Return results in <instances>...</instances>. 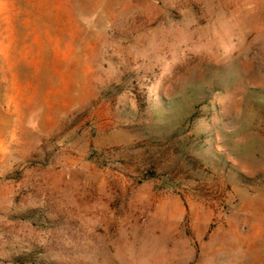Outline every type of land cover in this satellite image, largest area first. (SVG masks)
I'll list each match as a JSON object with an SVG mask.
<instances>
[{
	"label": "rangeland",
	"instance_id": "rangeland-1",
	"mask_svg": "<svg viewBox=\"0 0 264 264\" xmlns=\"http://www.w3.org/2000/svg\"><path fill=\"white\" fill-rule=\"evenodd\" d=\"M0 264H264V0H0Z\"/></svg>",
	"mask_w": 264,
	"mask_h": 264
}]
</instances>
